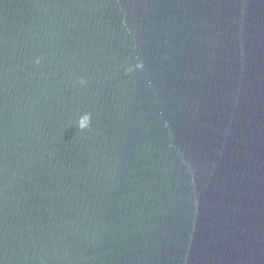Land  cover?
<instances>
[{"label":"water","instance_id":"obj_1","mask_svg":"<svg viewBox=\"0 0 264 264\" xmlns=\"http://www.w3.org/2000/svg\"><path fill=\"white\" fill-rule=\"evenodd\" d=\"M0 264H264V0H0Z\"/></svg>","mask_w":264,"mask_h":264}]
</instances>
